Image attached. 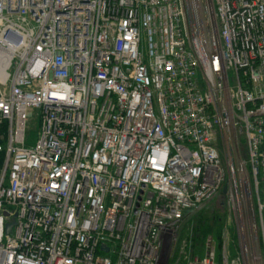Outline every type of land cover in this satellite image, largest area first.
Listing matches in <instances>:
<instances>
[{
  "label": "built area",
  "instance_id": "obj_1",
  "mask_svg": "<svg viewBox=\"0 0 264 264\" xmlns=\"http://www.w3.org/2000/svg\"><path fill=\"white\" fill-rule=\"evenodd\" d=\"M0 153V264H264V0H0Z\"/></svg>",
  "mask_w": 264,
  "mask_h": 264
},
{
  "label": "rangeland",
  "instance_id": "obj_2",
  "mask_svg": "<svg viewBox=\"0 0 264 264\" xmlns=\"http://www.w3.org/2000/svg\"><path fill=\"white\" fill-rule=\"evenodd\" d=\"M39 110L32 108L29 112L30 128L29 135L32 143L38 137L39 129ZM230 211L227 206H222V198H216L211 203L204 206L201 210L191 212L187 220L176 230L178 242L174 244L176 250L192 243V248L197 253L203 251L204 242L209 234H216L222 227V224L228 220L230 224ZM190 217V218H189ZM190 240V241H189ZM167 246L169 242L166 243ZM178 251H175V255Z\"/></svg>",
  "mask_w": 264,
  "mask_h": 264
},
{
  "label": "trees",
  "instance_id": "obj_3",
  "mask_svg": "<svg viewBox=\"0 0 264 264\" xmlns=\"http://www.w3.org/2000/svg\"><path fill=\"white\" fill-rule=\"evenodd\" d=\"M2 162H3V154L0 153V167L2 165ZM217 233L219 234L220 233V230Z\"/></svg>",
  "mask_w": 264,
  "mask_h": 264
},
{
  "label": "water",
  "instance_id": "obj_4",
  "mask_svg": "<svg viewBox=\"0 0 264 264\" xmlns=\"http://www.w3.org/2000/svg\"><path fill=\"white\" fill-rule=\"evenodd\" d=\"M11 228H12V224H8L7 225V232H10L11 231Z\"/></svg>",
  "mask_w": 264,
  "mask_h": 264
}]
</instances>
